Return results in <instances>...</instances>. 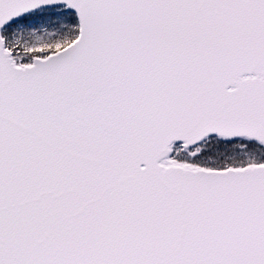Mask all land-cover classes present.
<instances>
[{"label": "snow or ice", "instance_id": "6c2138e0", "mask_svg": "<svg viewBox=\"0 0 264 264\" xmlns=\"http://www.w3.org/2000/svg\"><path fill=\"white\" fill-rule=\"evenodd\" d=\"M0 264H264V0H0Z\"/></svg>", "mask_w": 264, "mask_h": 264}]
</instances>
